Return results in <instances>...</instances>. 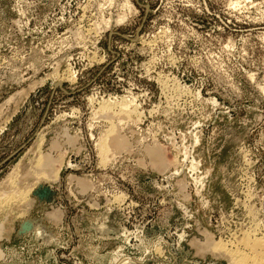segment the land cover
<instances>
[{
    "label": "rangeland",
    "instance_id": "374dc122",
    "mask_svg": "<svg viewBox=\"0 0 264 264\" xmlns=\"http://www.w3.org/2000/svg\"><path fill=\"white\" fill-rule=\"evenodd\" d=\"M0 229V264L260 260L264 0H0Z\"/></svg>",
    "mask_w": 264,
    "mask_h": 264
},
{
    "label": "bare ground",
    "instance_id": "6f19581e",
    "mask_svg": "<svg viewBox=\"0 0 264 264\" xmlns=\"http://www.w3.org/2000/svg\"><path fill=\"white\" fill-rule=\"evenodd\" d=\"M126 4H127V3H126ZM119 21H120V20H119ZM106 107H107V106H106ZM108 110H109V109H108ZM128 112H129V111H128ZM111 113H112V112H111ZM113 127H114V126H113ZM156 145H157V144H156ZM157 148H158V147H157ZM152 149H153V148H152ZM152 149H151V150H152ZM158 149H160V148H158ZM154 150H155V149H154ZM156 151H157V149H156ZM157 152H158V151H157ZM151 153H153V151H152ZM155 153H156V152H155ZM156 155H157V154H156ZM162 155H163V154H162ZM163 157H164V156H163ZM47 159H48V158H47ZM47 159H45V160H42V159H41L40 162H44V163H45V161L48 162L49 160H47ZM163 160H164V159H163ZM158 161H159V160H158ZM164 161H166V160H164ZM164 161H163V162H164ZM159 162H160V161H159ZM160 163L163 164L162 162H160ZM45 164H46V163H45ZM45 164H43L42 166L45 167ZM40 165H41V163H40ZM40 165L38 164V167H39ZM46 167H47V166H46ZM160 167H161V166H160ZM192 167L195 169V168H197V165H195V166L193 165ZM39 168H40V167H39ZM161 168H162V167H161ZM163 169H164V168H163ZM198 169H199V168H198ZM198 169H197V170H198ZM45 170H46V169H45ZM40 171H41V170H40ZM43 172H44V171H43ZM50 172H51V171H50ZM41 173H42V172H41ZM49 174H50V173H49ZM50 175H51L52 177H54V178H51L52 180H53V179L57 180V177H58V176H57V172L55 173V176H53L52 174H50ZM50 175H49V176H50ZM46 176H47V175H46ZM49 176H48V177H49ZM51 176H50V177H51ZM50 177H49V178H50ZM183 186H184V185H183ZM180 188H182V187H180ZM27 193H29V192H27ZM38 193H40V195H42V196L45 195V196L51 198V193H50V191H49L48 189H47V190H44V191L41 190V191H39ZM52 218H54V220H55V219L60 220V218H61V214H60L59 212H54V213L52 214ZM57 220H56V221H57ZM26 227H27V228L29 227V229H31V228H32V229H35V228L37 227V222H36V221H35V222H29L28 225H27ZM1 228H3L2 225H1ZM258 228H259V227H258ZM41 230H42V229L40 228V230L37 231V232L40 233ZM23 232L25 233V231H23ZM26 232H27V231H26ZM28 232H29V231H28ZM37 232H36V233H37ZM38 233H37V234H38ZM25 234H26V233H25ZM0 235H1V229H0ZM246 236H247V235H246ZM259 239H260V238H259ZM248 240H249V239H248ZM250 241H251V240H250ZM250 241H249V242H250ZM256 241H258V240L256 239ZM246 242H247V240H246ZM251 242H252V241H251ZM251 242L248 243V247H250V248H251V246H253V245L256 243L255 241H254L255 243H254V242L251 243ZM259 242H260V241H259ZM245 244H246V243H245ZM245 244H244V245H245ZM256 244H257V243H256ZM256 244H255V245H256ZM260 244H261V242H260ZM226 245H227V244H223V243H214V242H213V243H212V242L209 243V247H210L212 250H221V252H222V250H225V251L227 250ZM257 245H258V244H257ZM246 247H247V245H246ZM256 247H257V246H256ZM251 249H252V248H251ZM251 249H250V250H251ZM236 250H237V249H236ZM238 251H239V250H238ZM226 252H227V251H226ZM227 253H228V252H227ZM234 253H236V252H234ZM237 254H239V253H237ZM237 254H235V255H237ZM2 255H3V254L0 252V258L2 257ZM235 255H234V256H235ZM237 256H238V255H237ZM237 256H236V257H237ZM259 256H260V255H259ZM241 257H242V256H241ZM246 257H248V256H246ZM239 258H240V257H239ZM242 258H244V257H242ZM254 258H255V256H254ZM240 259H241V258H240ZM245 259H246V258H245ZM245 259H244V261H245ZM250 259H251V258H250ZM250 259H249V260H250ZM252 259H253V257H252ZM254 260H256V259H254ZM254 260H253V262L251 261L252 263H251V262H250V263H251V264H255V263H256V264H264V256H262V255H261V259H260V260H258V258H257V261H255V263H254ZM238 261H239V260H238ZM240 261H241V260H240ZM242 261H243V259H242ZM242 261H241V263H242ZM244 261H243V262H244ZM233 262H234V261H233ZM245 263H248V262H245ZM245 263H244V264H245ZM238 264H239V263H238ZM242 264H243V263H242Z\"/></svg>",
    "mask_w": 264,
    "mask_h": 264
},
{
    "label": "water",
    "instance_id": "95a60500",
    "mask_svg": "<svg viewBox=\"0 0 264 264\" xmlns=\"http://www.w3.org/2000/svg\"><path fill=\"white\" fill-rule=\"evenodd\" d=\"M25 227V226H24ZM26 229V228H25Z\"/></svg>",
    "mask_w": 264,
    "mask_h": 264
}]
</instances>
